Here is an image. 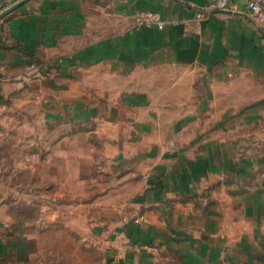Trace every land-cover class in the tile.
Returning <instances> with one entry per match:
<instances>
[{"label": "crops", "instance_id": "0c3cea01", "mask_svg": "<svg viewBox=\"0 0 264 264\" xmlns=\"http://www.w3.org/2000/svg\"><path fill=\"white\" fill-rule=\"evenodd\" d=\"M208 2L28 0L0 18V100L34 95L47 145L45 208L0 224V264H264V27L243 0ZM143 11L163 28L134 25Z\"/></svg>", "mask_w": 264, "mask_h": 264}, {"label": "rangeland", "instance_id": "374dc122", "mask_svg": "<svg viewBox=\"0 0 264 264\" xmlns=\"http://www.w3.org/2000/svg\"><path fill=\"white\" fill-rule=\"evenodd\" d=\"M36 103L34 95L28 99L25 94L0 100V224L18 215L36 217L45 208L42 176L33 171L43 164L47 148Z\"/></svg>", "mask_w": 264, "mask_h": 264}, {"label": "built area", "instance_id": "2783aa9c", "mask_svg": "<svg viewBox=\"0 0 264 264\" xmlns=\"http://www.w3.org/2000/svg\"><path fill=\"white\" fill-rule=\"evenodd\" d=\"M243 2L252 20L259 26L264 27V0H243ZM214 11H229L232 13L239 12L234 4V0H209L205 7V13L208 14ZM133 22L137 27L146 28L155 26L158 29H162L164 25L163 21L160 19V16L157 13L150 11L137 13L133 18ZM35 76L41 77L42 71H31L30 74L25 76V78L29 79ZM131 224L135 227H139L146 225L147 220L145 217L139 215L132 219Z\"/></svg>", "mask_w": 264, "mask_h": 264}, {"label": "water", "instance_id": "95a60500", "mask_svg": "<svg viewBox=\"0 0 264 264\" xmlns=\"http://www.w3.org/2000/svg\"><path fill=\"white\" fill-rule=\"evenodd\" d=\"M26 1H28V0H21V1L17 2V3H15L13 6H11L10 8H8V9H6L5 11H3L2 13H0V18H1L3 15H5V14L11 12L12 10L16 9L17 7H19L20 5H22V4L25 3Z\"/></svg>", "mask_w": 264, "mask_h": 264}]
</instances>
